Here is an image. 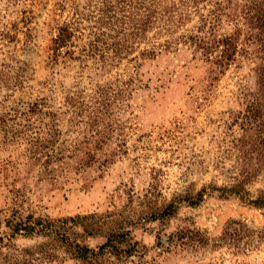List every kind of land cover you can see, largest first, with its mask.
<instances>
[{"label": "rangeland", "instance_id": "rangeland-1", "mask_svg": "<svg viewBox=\"0 0 264 264\" xmlns=\"http://www.w3.org/2000/svg\"><path fill=\"white\" fill-rule=\"evenodd\" d=\"M217 3L215 34L239 36L223 72L182 42L152 56L140 54L143 42L113 65L78 57L93 0H0V257L29 249L35 264H82L65 238L96 247L125 233L104 264H264V242L239 250L220 240L233 218L263 227L264 207L213 189L264 193V27L245 14L264 0H200L175 34L196 32ZM75 17L82 38L55 55L58 27ZM108 87L117 93L95 112L96 91ZM173 199L176 212L153 219ZM27 215L60 233L12 235L7 219ZM179 229L185 243H158Z\"/></svg>", "mask_w": 264, "mask_h": 264}, {"label": "trees", "instance_id": "trees-1", "mask_svg": "<svg viewBox=\"0 0 264 264\" xmlns=\"http://www.w3.org/2000/svg\"><path fill=\"white\" fill-rule=\"evenodd\" d=\"M94 14L92 20L94 25L90 27V39L79 50L82 58L92 57L100 64H116L122 59L133 54L136 47L143 42H147L148 49L142 50L141 55L152 56L159 47H170L175 43H187L199 51L207 62L213 66L216 72H223L224 69L235 59L239 50L238 30L229 34H215V28L220 23L219 3L209 11L207 16L201 15V24L197 26L196 32H178L176 29L186 21L191 13L197 11V3L200 0H93ZM188 5L189 10L181 9L179 6ZM187 7V6H186ZM256 7V6H255ZM247 5L245 14L249 16V22L255 21L264 27V9H258ZM253 12V13H252ZM250 13V14H249ZM155 29V30H154ZM154 30V35L150 40L148 32ZM162 35H169L162 42L158 40ZM82 38L80 22L77 17L72 22L58 27L56 36L52 39L54 54L64 46L73 45L75 39ZM217 50V54L211 55ZM70 57L73 56V51ZM124 83V82H123ZM127 86L128 84L125 83ZM123 90H120V92ZM94 107L95 112L102 113L110 105V98L113 93H117L113 88H100L96 91ZM93 109V110H94ZM92 110V111H93ZM220 189L223 195L237 194L241 200L247 201L255 207H264V193L256 197H250L248 190L242 188L241 184L232 187L213 188ZM205 187L201 188L195 196L187 199L189 205L198 204L204 195ZM179 200L173 199L162 208H158L153 213V219L172 216L178 208ZM7 224L11 225L12 235L20 232L25 234H41L50 236L52 233H60V227L54 228L55 224H50L48 218H33L27 215L24 218L16 216L7 219ZM187 231L179 229L158 239V243L169 247L174 243H185L189 238ZM64 233V232H63ZM125 233H113L107 236L105 242L96 247H90L85 243L75 240L69 241L65 238L64 246L70 254V258L82 264H104L111 254L116 256L118 243L123 242ZM62 237H64L62 235ZM194 237H197L196 235ZM122 239V240H120ZM202 242L203 238H195ZM221 242L232 245L239 250H247L256 247L264 242V226L256 227L248 224L240 218L230 219L224 226L220 237ZM7 244H3V247ZM26 256L11 255L0 257V264H35L38 257H34L33 251L24 249ZM111 262V260H109Z\"/></svg>", "mask_w": 264, "mask_h": 264}]
</instances>
